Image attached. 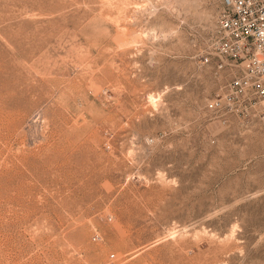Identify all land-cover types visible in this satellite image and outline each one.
I'll return each instance as SVG.
<instances>
[{
	"label": "rangeland",
	"instance_id": "obj_1",
	"mask_svg": "<svg viewBox=\"0 0 264 264\" xmlns=\"http://www.w3.org/2000/svg\"><path fill=\"white\" fill-rule=\"evenodd\" d=\"M216 4L0 0V264H264V126L196 57Z\"/></svg>",
	"mask_w": 264,
	"mask_h": 264
},
{
	"label": "built area",
	"instance_id": "obj_2",
	"mask_svg": "<svg viewBox=\"0 0 264 264\" xmlns=\"http://www.w3.org/2000/svg\"><path fill=\"white\" fill-rule=\"evenodd\" d=\"M196 57L215 83L206 108L264 126V0H217ZM99 239L95 232L92 240Z\"/></svg>",
	"mask_w": 264,
	"mask_h": 264
},
{
	"label": "bare ground",
	"instance_id": "obj_3",
	"mask_svg": "<svg viewBox=\"0 0 264 264\" xmlns=\"http://www.w3.org/2000/svg\"><path fill=\"white\" fill-rule=\"evenodd\" d=\"M150 101L154 104V105H156L157 104V101L158 100H160V97H155V96H150ZM159 102V101H158ZM157 106V105H156Z\"/></svg>",
	"mask_w": 264,
	"mask_h": 264
}]
</instances>
